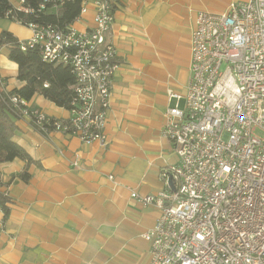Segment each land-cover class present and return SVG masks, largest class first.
Listing matches in <instances>:
<instances>
[{"label":"crops","instance_id":"crops-1","mask_svg":"<svg viewBox=\"0 0 264 264\" xmlns=\"http://www.w3.org/2000/svg\"><path fill=\"white\" fill-rule=\"evenodd\" d=\"M238 0H122L108 34L115 45V71L107 114V145L83 143L60 131L40 130L28 116L16 121V138L37 164L28 182L12 179L26 168L20 159L0 164V190L10 199L0 211V264H148L142 237L160 210L131 197L167 189L166 172L178 163L173 143L161 133L165 112L183 94L190 74V35L199 11L223 12ZM243 1V0H242ZM72 24L94 25L95 0ZM19 40L32 30L0 18V32ZM4 88L20 87L17 66L0 56ZM182 102V106H180ZM28 105L57 120L68 110L41 95ZM184 100L179 101L183 107ZM112 176L113 178H109Z\"/></svg>","mask_w":264,"mask_h":264},{"label":"built area","instance_id":"built-area-1","mask_svg":"<svg viewBox=\"0 0 264 264\" xmlns=\"http://www.w3.org/2000/svg\"><path fill=\"white\" fill-rule=\"evenodd\" d=\"M121 1L95 0L94 25L86 31L29 24L27 44L38 46L44 61L71 68L75 99L69 117L57 120L12 95L20 116L42 131L107 145L118 68L108 34ZM85 11L86 2L80 15ZM167 95L175 102L161 133L178 159L166 172L173 189L167 181V189L154 194L131 191L132 198L160 210L142 234L150 243L148 264H264V0L232 1L219 13L199 11L185 91L169 89Z\"/></svg>","mask_w":264,"mask_h":264},{"label":"trees","instance_id":"trees-1","mask_svg":"<svg viewBox=\"0 0 264 264\" xmlns=\"http://www.w3.org/2000/svg\"><path fill=\"white\" fill-rule=\"evenodd\" d=\"M84 3L85 0H0V18L27 27L36 24L65 31L79 18ZM26 41L19 40L8 30L0 32V46L6 49L8 59L16 64L17 80L21 84L7 91L5 80L0 78V164L15 159L24 161L26 168L12 175V179L19 178L24 182L30 179L27 166L38 162L17 141L15 121L21 116L12 107L10 97L17 95L29 101L34 95H41L56 106L69 110L75 99L76 84L68 65L44 61L39 47L30 46ZM9 202L7 194L0 190V211L4 220L10 212Z\"/></svg>","mask_w":264,"mask_h":264},{"label":"water","instance_id":"water-1","mask_svg":"<svg viewBox=\"0 0 264 264\" xmlns=\"http://www.w3.org/2000/svg\"><path fill=\"white\" fill-rule=\"evenodd\" d=\"M168 184L173 189V184H172V178H171V176L168 178Z\"/></svg>","mask_w":264,"mask_h":264},{"label":"rangeland","instance_id":"rangeland-1","mask_svg":"<svg viewBox=\"0 0 264 264\" xmlns=\"http://www.w3.org/2000/svg\"><path fill=\"white\" fill-rule=\"evenodd\" d=\"M180 106H182V102H181Z\"/></svg>","mask_w":264,"mask_h":264}]
</instances>
